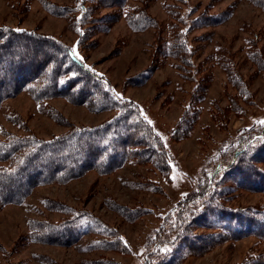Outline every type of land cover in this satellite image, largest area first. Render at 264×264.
<instances>
[{
    "label": "rangeland",
    "instance_id": "rangeland-1",
    "mask_svg": "<svg viewBox=\"0 0 264 264\" xmlns=\"http://www.w3.org/2000/svg\"><path fill=\"white\" fill-rule=\"evenodd\" d=\"M136 10H146L157 27L132 29L127 13ZM98 12L118 18L101 30L70 24L49 13L40 0H0V25L35 29L75 48L119 95L139 104L165 142L169 171L150 162L128 161L112 173L91 170L66 183L35 187L21 203L0 208V264H163L167 256L171 264L264 259V239L256 236L223 239L195 255L185 252L184 242L168 229L169 241L163 238V226L176 220L173 210L178 204L201 187L247 131L264 125V10L250 0H128L121 9ZM212 13L221 14L222 20L195 22ZM77 29H88L87 37ZM198 84L201 115L195 127L177 139L174 128ZM114 113L62 97L38 102L22 91L0 105V138L7 133L50 138L70 124L96 125ZM216 188L223 190L228 206L264 208V192L239 188L222 173ZM76 211L99 224L74 242L45 241L32 229L35 221L59 223ZM212 232L193 227L196 234Z\"/></svg>",
    "mask_w": 264,
    "mask_h": 264
},
{
    "label": "trees",
    "instance_id": "trees-1",
    "mask_svg": "<svg viewBox=\"0 0 264 264\" xmlns=\"http://www.w3.org/2000/svg\"><path fill=\"white\" fill-rule=\"evenodd\" d=\"M40 1L49 13L67 18L70 24L106 30L118 17L113 13L100 14L98 10L121 9L128 0H74L71 4ZM250 1L264 10V0ZM221 20V14L212 13L202 14L195 22L211 25ZM127 21L137 31L157 27V21L146 10L127 13ZM18 29L0 25V105L27 91L38 102L62 97L94 111L115 113L96 125L70 124L67 131L50 138L32 133H7L0 138V208L21 203L39 185L66 183L91 170L112 173L128 161L150 162L163 172L169 171L170 154L165 142L140 112L136 101L119 95L107 77L74 55L55 36L35 29ZM86 32L88 29H81L79 35L87 37ZM181 45L178 46L182 50ZM174 51L182 55V51ZM200 90L198 84L174 128L173 136L177 139L188 134L199 120L196 95ZM228 153L201 187L173 210H177L176 220L163 226V238L169 241L168 229L184 242L180 244L188 254H202L223 239H264V208L228 206L222 199L223 190L216 188L217 176L222 173L239 188L264 192V168L260 165L264 163V125L247 131ZM96 224L99 223L84 211H76L59 223L35 221L32 229L39 231L36 236L45 241L70 243L97 228ZM195 226L216 232L196 234ZM161 261L171 264L172 258L163 257ZM240 264H264V259L255 257Z\"/></svg>",
    "mask_w": 264,
    "mask_h": 264
},
{
    "label": "snow or ice",
    "instance_id": "snow-or-ice-1",
    "mask_svg": "<svg viewBox=\"0 0 264 264\" xmlns=\"http://www.w3.org/2000/svg\"><path fill=\"white\" fill-rule=\"evenodd\" d=\"M17 31H20V30L18 29ZM77 31H79V29H77ZM72 51H73V54H74V55H78V54L76 53L75 48H74ZM81 59H82V58H81ZM149 123H151V121H149ZM261 123H264V121H261ZM165 251H167V249H166Z\"/></svg>",
    "mask_w": 264,
    "mask_h": 264
}]
</instances>
